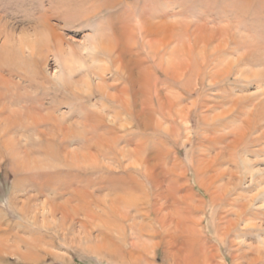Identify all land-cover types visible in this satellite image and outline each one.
Segmentation results:
<instances>
[{
    "label": "rangeland",
    "instance_id": "374dc122",
    "mask_svg": "<svg viewBox=\"0 0 264 264\" xmlns=\"http://www.w3.org/2000/svg\"><path fill=\"white\" fill-rule=\"evenodd\" d=\"M86 1L0 0V264H264V52L214 58L230 21L264 43V0Z\"/></svg>",
    "mask_w": 264,
    "mask_h": 264
},
{
    "label": "bare ground",
    "instance_id": "6f19581e",
    "mask_svg": "<svg viewBox=\"0 0 264 264\" xmlns=\"http://www.w3.org/2000/svg\"><path fill=\"white\" fill-rule=\"evenodd\" d=\"M86 1V0H85ZM86 2H88V1H86ZM148 3V2H147ZM83 5V4H82ZM146 5V4H145ZM204 5V4H203ZM200 6V5H199ZM202 6V5H201ZM109 10V9H108ZM142 10V9H141ZM169 10V9H168ZM54 11V10H53ZM56 11V10H55ZM52 12V11H51ZM107 12V11H106ZM53 13V12H52ZM55 13V12H54ZM53 13V14H54ZM56 13H57V11H56ZM52 14V15H53ZM57 14H60L59 13V10H58V13ZM90 14V13H89ZM88 14V15H89ZM42 15V14H41ZM62 15L63 14H61L60 15V17H62ZM257 15V14H256ZM92 16V15H91ZM90 16V17H91ZM196 16H198V15H196ZM40 17V16H39ZM67 17V16H66ZM85 17V16H84ZM83 17V18H84ZM193 17V16H192ZM200 17V16H199ZM45 18H46V15H45ZM69 19V18H68ZM160 19V18H159ZM179 19V18H178ZM194 19V18H193ZM41 20V19H40ZM47 18H46V20L44 21V23L42 24V27L46 30V32L43 34H37L36 36L37 37H39L40 38V40H41V42H43L44 40H46L47 38L49 39V38H51L52 39V42H53V45L56 47V58H57V60H59V61H61V64H62V66H63V71H68V73H71V67H72V64H73V60H72V56L71 55H68V56H66L65 54H64V51H63V49H62V47H61V45L62 44H60V40L58 39V38H56L55 37V35L52 33V31H51V28L49 27V25H48V23H47ZM196 20V19H195ZM234 20V19H233ZM141 21L142 22H148V20L146 21V18H144V17H141ZM168 21V20H167ZM243 21V20H242ZM42 22V21H41ZM169 22V21H168ZM9 23V22H8ZM158 23V22H157ZM161 23V22H160ZM166 23V22H165ZM196 23V22H195ZM193 24V23H192ZM208 24V23H207ZM245 24H247V25H245ZM245 24H243V22H239V21H235V22H233V21H230V22H227L226 24H225V26H223V27H221V28H218V32H217V34L215 35V36H218V40H216V41H218V45L215 47V51H216V56L217 57H215V55H214V58H215V60L218 62V65L220 66V65H222L224 62H225V60H227L228 59V57H232V56H237V58H239L240 60H238V61H235V62H233V61H231V60H227V63H225L224 65L225 66H223V67H221L219 70H218V72H216V75H215V78L216 77H221V76H228V74H230L233 70H235V71H239V72H242V73H244L243 71H242V69L244 68V67H246L247 66V64H245L246 63V61H244L246 58H249V57H251L252 55H254V54H257V53H263L264 52V43L263 42H260L259 41V39L257 40V34H256V36H255V32H253V31H255L256 30V33H258V31L259 30H257V29H255V28H253V26H251V24L249 25L248 23H245ZM195 25V27H194V30L192 31V39H193V41H194V44L196 45V47H198V49L199 48H201V47H204V48H208V46H209V44H210V41H211V39H213V37L214 36H206V35H202V34H200V30L202 29L201 28V26H200V23H196V24H194ZM1 26V25H0ZM166 26V25H165ZM177 26V25H176ZM182 26H184V25H182ZM182 26H180V27H182ZM205 26V25H204ZM177 27H179V26H177ZM37 28H38V26H37ZM175 28V27H174ZM206 27H204L203 29H205ZM42 29V28H41ZM108 29V28H107ZM113 29V28H112ZM173 29V28H172ZM258 29H260V26L258 27ZM263 29V28H262ZM169 30H171V29H169ZM176 31V33H178V29H175ZM232 31H234V33L235 34H238V36H239V40L238 41H236L235 39H234V34L232 33L231 34V32ZM97 34L98 35H100V36H103L104 35V29L103 28H100V26H99V29H97ZM175 32L173 31L172 32V34L174 33L175 34ZM95 33V32H94ZM259 34V33H258ZM208 35V34H207ZM25 36V35H24ZM95 36V35H94ZM170 37V36H169ZM97 38V37H96ZM216 38V37H215ZM185 40V39H184ZM75 41V40H74ZM247 41V42H246ZM263 41V40H262ZM246 43V44H245ZM155 46V45H154ZM28 47L30 48V50H31V55L33 56L34 55V46H29L28 45ZM204 48H202V49H204ZM26 49V48H25ZM84 49L85 50H87L88 48H86L85 46H84ZM95 52H97V53H99V54H103L104 55V53H106L107 54V51H108V47H106V46H104V44H101L100 46H95V45H93V48H92ZM208 50V49H207ZM206 50V51H207ZM13 51V50H12ZM202 51V50H201ZM200 51V52H201ZM214 51V52H215ZM193 52V51H192ZM20 53V52H19ZM198 53V52H197ZM206 53V52H205ZM210 54V53H209ZM212 54V53H211ZM213 54H215V53H213ZM252 54V55H251ZM112 55V54H111ZM199 55V54H198ZM203 55V54H202ZM207 55H208V53H207ZM205 56V55H204ZM204 56H202V57H204ZM208 56H210V55H208ZM31 58V57H30ZM119 58V57H118ZM194 58V57H193ZM209 58H211V56L209 57ZM213 58V57H212ZM213 58V59H214ZM1 59V58H0ZM23 59V58H22ZM108 59V58H107ZM208 60V59H207ZM211 60V59H210ZM23 61H25V60H23ZM27 61H29V60H27ZM117 61V60H116ZM212 61H214V60H212ZM211 61V62H212ZM26 62V61H25ZM24 62V63H25ZM114 62V61H113ZM137 62V61H136ZM197 62V61H196ZM204 62V61H203ZM119 63V62H118ZM154 63H155V61H154ZM208 63V62H207ZM26 64V63H25ZM60 64V65H61ZM169 64V63H168ZM156 65V64H155ZM95 66V65H94ZM121 66V65H120ZM119 66V67H120ZM177 66V65H176ZM175 66V67H176ZM179 66V65H178ZM190 66V65H189ZM29 67V66H28ZM161 68V67H160ZM124 69V68H123ZM141 69V68H140ZM194 69H196V68H194ZM193 69V70H194ZM198 69V68H197ZM24 70H26V69H24ZM118 70V69H117ZM142 70V69H141ZM144 70V69H143ZM175 70V69H174ZM183 70V69H182ZM26 71H30V69L29 70H26ZM66 71V72H67ZM123 71V70H122ZM173 71V70H172ZM65 72V73H66ZM146 72V71H145ZM24 73H26V72H24ZM28 73H30V75H31V72H28ZM99 73V72H98ZM119 73V72H118ZM169 73V72H168ZM173 73V72H172ZM214 73V72H213ZM27 74V73H26ZM29 75V76H30ZM94 75L96 76L95 78H99L98 77V75L99 74H97V73H94ZM104 75V74H103ZM140 75V74H139ZM172 75V74H171ZM174 75H177V74H174ZM22 77V76H21ZM23 77H24V75H23ZM28 77V76H27ZM33 77V76H32ZM94 77V76H93ZM132 77V76H131ZM141 77V76H140ZM175 77V76H174ZM127 78V77H126ZM212 79L214 78L213 77V74H212V77H211ZM144 80H145V78H143ZM143 79H141V80H143ZM148 79V78H147ZM177 79V78H176ZM180 80V79H179ZM6 81V80H5ZM71 81V80H70ZM135 81V80H134ZM69 82V81H68ZM144 82V81H143ZM3 83H4V81H3ZM6 83V82H5ZM7 83H9L8 81H7ZM132 83V82H131ZM11 84V83H10ZM74 84V83H73ZM94 84H95V82H94ZM128 84V83H127ZM6 85V84H5ZM4 85V86H5ZM109 84H107V86L106 85H104L103 83L102 84H97V90H98V92H99V94H101V96L104 98V95L107 97V99L108 100H110V101H112V102H117V103H121L122 105L124 104V101H123V97H122V95L121 94H123V92H122V90H117L116 92L114 91V93L113 94H111L110 92H108L107 90H109L110 88H112V87H110V86H108ZM10 86V85H9ZM75 86V85H74ZM126 86V85H125ZM6 88V87H5ZM133 88V87H132ZM195 88V87H194ZM88 89V88H87ZM81 90H83V88L81 89ZM123 90L124 91H126V89L123 87ZM83 93V92H82ZM145 93V92H144ZM168 93H169V91H168ZM125 95H127L126 93H125ZM137 95V94H136ZM169 95H170V97H168V98H166V100L167 99H169V100H167L168 102H170V104L172 105L171 107L172 108H174V110H175V116H178V117H180V119L183 121V116H182V114L184 113V111H185V108L183 107V106H181L180 104H177V105H175V101L177 100V96L175 95V94H170L169 93ZM173 96V97H172ZM127 98H129V97H127ZM126 98V99H127ZM165 100V101H166ZM157 101V100H156ZM179 101V100H178ZM116 103V104H117ZM128 103V102H127ZM163 102H161V104H162ZM160 104V103H159ZM159 104H158V106H159ZM108 105V104H107ZM128 105V104H127ZM142 105V104H141ZM129 106V105H128ZM146 106V105H145ZM148 106H149V104H148ZM147 106V107H148ZM167 106H169V105H167ZM122 107V106H121ZM141 107H143V106H141ZM102 108H103V106H102ZM125 108H127V107H125ZM124 108V109H125ZM130 108H133V107H130ZM163 108V107H162ZM128 109V108H127ZM142 109V108H141ZM145 109V107H143V110ZM132 110V109H131ZM142 110V111H143ZM146 110V109H145ZM148 110V109H147ZM104 111V110H103ZM141 111V112H142ZM161 111V110H160ZM166 108L164 109L163 108V110L161 111L162 112V115H164V114H166ZM27 112H28V115L29 116H31V112L30 111H28L27 110ZM100 113V112H99ZM112 113V112H111ZM129 113H131L132 114V112H130L129 110H127L126 112H125V116H129V117H132ZM263 113V112H262ZM135 114H137V112L135 113ZM139 114H140V110H139ZM142 114V113H141ZM151 114V113H150ZM167 115V114H166ZM165 115V116H166ZM184 115V114H183ZM124 116V115H123ZM12 117V116H11ZM32 117V116H31ZM137 117V116H136ZM75 118V117H74ZM201 118V117H200ZM6 119V118H5ZM186 119V118H185ZM9 120V119H8ZM70 120V119H69ZM152 120H153V118H152ZM201 120H202V122H205L206 123V120H208V119H206V118H201ZM79 122V121H78ZM117 122V121H116ZM210 123V122H209ZM64 124V123H63ZM207 124H208V122H207ZM212 124V123H211ZM78 125V124H77ZM79 125H81V124H79ZM128 125H130V124H128ZM82 127L84 126L85 128H89V126L87 125V124H83V125H81ZM160 126V125H159ZM69 127V126H68ZM163 128V127H162ZM76 130V129H75ZM215 130V129H214ZM169 131V130H168ZM235 132H237V131H235ZM234 132V133H235ZM172 133V132H171ZM85 134H86V132H85ZM103 135V134H102ZM188 135H189V133H188ZM85 138V137H84ZM96 139V138H95ZM102 139H104V138H102ZM188 139V138H187ZM104 141V140H103ZM6 142V141H5ZM203 142V141H202ZM94 143H96V144H99L98 142H97V139L94 141ZM252 144V143H251ZM6 145V144H5ZM253 145V144H252ZM7 146H8V144H7ZM99 146V145H98ZM98 146H96V147H98ZM255 146V145H254ZM12 147V146H11ZM214 147L215 146H211L210 148L211 149H213L214 150ZM8 148V147H7ZM10 148V147H9ZM11 149V148H10ZM25 149V148H24ZM69 149V148H68ZM123 149H125V148H123ZM136 149V148H135ZM140 149V148H139ZM12 150H13V148H12ZM137 150V149H136ZM136 150H126L125 149V151L124 150H121L122 151V155L125 157V159H126V157H130L131 155H133L134 154V157L138 160V155L140 156V158H141V156L143 155L142 153H141V151L140 152H138V150L136 151ZM211 151V150H210ZM117 152H120V151H117ZM221 152V151H220ZM27 153V152H26ZM121 153V152H120ZM69 154V153H68ZM219 154V153H218ZM224 154V153H223ZM222 154V155H223ZM27 155V154H26ZM121 155V156H122ZM221 155V154H220ZM221 155V156H222ZM21 157V156H20ZM123 157V158H124ZM222 157H224V155L222 156ZM24 158V157H23ZM122 158V159H123ZM132 158V157H131ZM134 158V159H135ZM142 158H143V156H142ZM220 158V156H218V155H216L215 156V159L217 160V159H219ZM88 161V163H95V164H97L98 163V161L94 158V157H92V156H89L88 158H86ZM221 159V158H220ZM20 160H21V158H20ZM23 160V159H22ZM102 160V159H101ZM124 160V159H123ZM143 160V159H142ZM148 160V159H147ZM146 159H145V161H147ZM222 160H223V158H222ZM139 161V160H138ZM144 161V162H145ZM246 162V161H245ZM245 162H243V160H242V164L241 165H243V164H246V165H248L247 163H245ZM250 162V161H249ZM146 163V162H145ZM92 164V165H93ZM94 164V165H95ZM100 164H102V163H100ZM89 165V164H88ZM244 166V165H243ZM243 168H245V166L243 167ZM174 170V169H173ZM194 170L196 171V169L194 168ZM198 170V169H197ZM246 170V169H245ZM145 172V171H144ZM150 172V171H149ZM153 180V179H152ZM163 194V193H162ZM125 203V202H124ZM123 204V203H122ZM125 204H127V203H125ZM122 206H124V205H122ZM122 215V214H121ZM128 217V216H127ZM129 218V217H128ZM127 220V219H126ZM130 221V220H129ZM131 225H133V224H131ZM133 227V226H132ZM135 227V226H134ZM166 228V227H165ZM134 229H136V227L134 228ZM2 239V237H0V240ZM2 241V240H1ZM1 241H0V243H1ZM9 245V244H8ZM16 245V244H15ZM6 246V245H5ZM105 246V245H104ZM2 247V246H1ZM24 256V255H23Z\"/></svg>",
    "mask_w": 264,
    "mask_h": 264
}]
</instances>
